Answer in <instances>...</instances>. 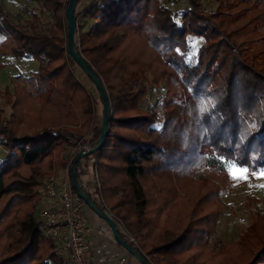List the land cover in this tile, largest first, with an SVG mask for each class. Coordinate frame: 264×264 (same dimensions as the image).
Returning <instances> with one entry per match:
<instances>
[{
    "label": "trees",
    "instance_id": "trees-1",
    "mask_svg": "<svg viewBox=\"0 0 264 264\" xmlns=\"http://www.w3.org/2000/svg\"><path fill=\"white\" fill-rule=\"evenodd\" d=\"M29 1L57 23L45 29L34 11L16 23L0 0V54L39 62L5 94L10 116L0 109V264H63L37 216L41 188L56 170L69 167L72 179L80 137L90 149L98 145L104 101L88 78L103 106L96 121L74 67L86 74L69 54L70 0ZM215 1V10L205 0H79L76 7L75 46L111 104L104 145L80 159L78 182L150 264H264V210L254 195L245 200L246 230L212 243L222 190L239 186L226 162L250 172L264 167V0ZM81 17L93 24L85 29ZM192 37L204 40L193 56ZM151 84L166 89L162 120L158 103L141 107Z\"/></svg>",
    "mask_w": 264,
    "mask_h": 264
},
{
    "label": "rangeland",
    "instance_id": "rangeland-1",
    "mask_svg": "<svg viewBox=\"0 0 264 264\" xmlns=\"http://www.w3.org/2000/svg\"><path fill=\"white\" fill-rule=\"evenodd\" d=\"M5 8L11 12L14 16L16 23L23 22L25 19L32 17V13L37 12L41 15L42 26L47 29L51 26L56 25L57 18L53 16L52 12L43 8L39 3L29 0H1ZM91 0H85V5L88 4ZM184 3V1H182ZM169 6H174L172 3L168 4ZM205 6L209 10H215L217 3L215 0H205ZM81 26L85 29L89 28L93 24V20L90 17H81L79 20ZM66 34V31L64 32ZM204 40L199 37H192L190 39L192 56L195 55L198 51L200 45H202ZM39 67V62L34 59L23 58L17 59L12 55H2L0 54V109L4 111V116L9 117L11 114V106L6 100L5 94L9 91H13L15 86L21 81L19 75H28L30 71L37 70ZM76 75L79 79L90 89V93L93 98L95 105V115L96 121L101 120L103 106L100 103L97 90L94 88L92 82L84 75L80 69L74 67ZM166 93L164 85L159 87L155 85L149 86V91L141 103V107L144 109H150L153 105L158 103V112L160 115V120L163 118V99ZM83 140L87 138V135L82 137ZM74 139V138H73ZM78 147H74V150ZM4 148L0 144V159L3 156ZM230 161L226 162V167L228 169ZM70 176V168L67 167L64 170H56L51 175H48L44 181L45 182L51 176L61 177L64 175ZM235 181V180H234ZM239 183V186L229 189L222 190L224 213L220 220L218 231L216 236L213 238V245L220 246L226 242L233 241L238 238L239 234L246 230L249 222L251 221L250 207L245 203V200L248 196L254 195L259 199L257 206L264 210V188L260 185H264V178H257L249 173V180L247 181H235ZM41 190L44 192V185ZM106 210L111 214V212L106 208ZM90 225H95L96 230L99 227L102 228L100 231L101 235H104L102 241L105 240H114V236L110 230L107 222L102 220L95 212H90ZM37 216L39 218V209L37 211ZM113 217V215L111 214ZM114 218V217H113ZM95 219V220H94ZM115 219V218H114ZM117 222L118 220L115 219ZM118 225H122L120 222H117ZM123 226V225H122ZM92 229V228H91ZM119 255L121 258L132 261L135 264H139L135 258L130 255V252L127 251L122 246H118Z\"/></svg>",
    "mask_w": 264,
    "mask_h": 264
},
{
    "label": "built area",
    "instance_id": "built-area-1",
    "mask_svg": "<svg viewBox=\"0 0 264 264\" xmlns=\"http://www.w3.org/2000/svg\"><path fill=\"white\" fill-rule=\"evenodd\" d=\"M77 147L89 149L83 139ZM95 184L100 187L98 179ZM44 199L39 207V220L47 238L53 241V252L63 264H128L117 252V243L102 241L94 248V261L87 259L90 250L88 236L92 229L89 222L91 210L73 190L71 176H51L44 184ZM124 239L133 243L134 238L119 224ZM102 230L101 227L98 228Z\"/></svg>",
    "mask_w": 264,
    "mask_h": 264
},
{
    "label": "water",
    "instance_id": "water-1",
    "mask_svg": "<svg viewBox=\"0 0 264 264\" xmlns=\"http://www.w3.org/2000/svg\"><path fill=\"white\" fill-rule=\"evenodd\" d=\"M79 0H70L69 6L67 8V21H68V49L70 56L77 62L79 67L84 71L86 76L93 82L95 88L101 94L104 101V118H103V128L98 141V145L93 149H82L74 160L72 166V183L76 189L77 195L83 199L91 211L95 212L102 220L107 222L110 230L117 241V243L129 251L141 264H150L146 257L138 251L131 243L127 242L123 235L121 234L118 223L111 216V214L105 209L101 208L96 204L89 195L81 188L78 178H77V167L80 159L86 154L95 153L99 151L104 145V140L108 132L109 121L111 118V104L109 100V95L107 93L106 87L93 66L86 60V58L77 50L75 46V31L77 27V22L75 18L76 7Z\"/></svg>",
    "mask_w": 264,
    "mask_h": 264
},
{
    "label": "snow or ice",
    "instance_id": "snow-or-ice-1",
    "mask_svg": "<svg viewBox=\"0 0 264 264\" xmlns=\"http://www.w3.org/2000/svg\"><path fill=\"white\" fill-rule=\"evenodd\" d=\"M207 110V103L201 105L200 111ZM250 127H255V124ZM228 171L230 177L235 181H247L249 180L250 168L246 164H241L237 160H231L228 166ZM251 175L257 178H264V167H261L255 171H251ZM260 187L264 188V185H260Z\"/></svg>",
    "mask_w": 264,
    "mask_h": 264
},
{
    "label": "crops",
    "instance_id": "crops-1",
    "mask_svg": "<svg viewBox=\"0 0 264 264\" xmlns=\"http://www.w3.org/2000/svg\"><path fill=\"white\" fill-rule=\"evenodd\" d=\"M91 213H89V216H90ZM95 220V219H94ZM89 222H90V217H89ZM91 228H92V231L90 233V235L88 236V239H89V242H90V250L87 252L86 254V257L87 259L91 260V261H94L93 259L95 258V254H94V248L99 245L101 243V240L102 238L104 237V235H101L100 234V231L99 230H96V227L95 225H90ZM110 241V240H109ZM115 242V241H114ZM118 244H117V252L119 253L118 251ZM120 256V255H119ZM124 259V258H123ZM126 261V259H125ZM128 264H135L133 263L132 261L130 260H127L126 261Z\"/></svg>",
    "mask_w": 264,
    "mask_h": 264
}]
</instances>
